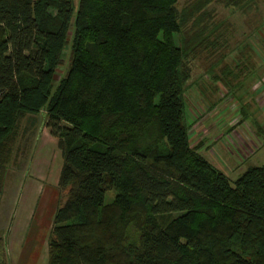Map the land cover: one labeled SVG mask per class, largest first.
Returning <instances> with one entry per match:
<instances>
[{"label":"trees","instance_id":"1","mask_svg":"<svg viewBox=\"0 0 264 264\" xmlns=\"http://www.w3.org/2000/svg\"><path fill=\"white\" fill-rule=\"evenodd\" d=\"M211 1L0 0V200L21 120L45 111L63 157L48 264H264V165L232 181L191 142Z\"/></svg>","mask_w":264,"mask_h":264},{"label":"rangeland","instance_id":"2","mask_svg":"<svg viewBox=\"0 0 264 264\" xmlns=\"http://www.w3.org/2000/svg\"><path fill=\"white\" fill-rule=\"evenodd\" d=\"M191 1L179 0L178 6ZM252 1L250 9L229 7L223 0L207 4L220 45L191 60L186 92L192 144L232 181L249 167L264 165V0ZM176 41L180 44L178 36ZM46 122L45 111L21 120L7 165L0 237L8 264H48L52 220L47 217L40 237L36 234L48 206L51 212L61 202L63 157ZM115 194L109 191L107 201ZM32 210L36 214L25 224Z\"/></svg>","mask_w":264,"mask_h":264},{"label":"crops","instance_id":"3","mask_svg":"<svg viewBox=\"0 0 264 264\" xmlns=\"http://www.w3.org/2000/svg\"><path fill=\"white\" fill-rule=\"evenodd\" d=\"M56 209H53V211H51L50 212V207L48 206V208H47V211L46 212H44V215L41 217V219H40V224H39V226H40V230H39V232L36 234V237H40V233L43 231V228L45 227V224H46V219H47V217L50 219V221L52 220V223H53V218H54V215H55V211ZM36 214V210L34 211V210H32L31 212L29 211V214H28V218H27V220L25 221V224H27L28 223V221L31 219V218H33V216ZM15 216V215H14ZM53 226V225H52ZM23 227V225H21V227H20V229ZM23 229V228H22ZM50 232H51V230H50Z\"/></svg>","mask_w":264,"mask_h":264}]
</instances>
